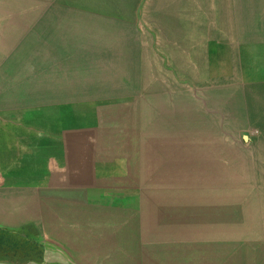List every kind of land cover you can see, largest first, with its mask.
I'll return each mask as SVG.
<instances>
[{"label": "rangeland", "instance_id": "1", "mask_svg": "<svg viewBox=\"0 0 264 264\" xmlns=\"http://www.w3.org/2000/svg\"><path fill=\"white\" fill-rule=\"evenodd\" d=\"M48 12L97 43L72 122L122 173L2 193L0 264H264V0H0V75Z\"/></svg>", "mask_w": 264, "mask_h": 264}, {"label": "crops", "instance_id": "2", "mask_svg": "<svg viewBox=\"0 0 264 264\" xmlns=\"http://www.w3.org/2000/svg\"><path fill=\"white\" fill-rule=\"evenodd\" d=\"M41 16L31 34L32 44H18V49L28 46L36 52L32 73L21 72L17 66L13 75H0V195L23 189L28 179L33 185L52 188L58 181L100 188L101 181L115 180L122 173L118 166L123 156L104 162L98 143L79 132L93 127L72 122L74 117L88 119L92 113L84 102L89 97L86 86L92 82L88 69L97 64L87 59L88 52H97V43L89 48L87 27L78 22L67 27L65 15L48 12ZM93 35L96 40L100 34ZM103 66L97 65L100 70ZM41 71L46 75L41 76ZM73 149H85L86 155L72 159Z\"/></svg>", "mask_w": 264, "mask_h": 264}]
</instances>
